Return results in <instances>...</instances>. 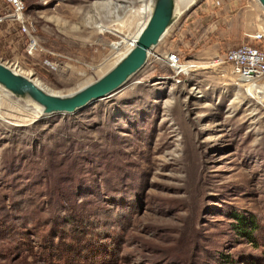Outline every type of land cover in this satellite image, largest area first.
<instances>
[{
	"label": "rangeland",
	"instance_id": "rangeland-1",
	"mask_svg": "<svg viewBox=\"0 0 264 264\" xmlns=\"http://www.w3.org/2000/svg\"><path fill=\"white\" fill-rule=\"evenodd\" d=\"M143 1L25 0L41 48L0 61L71 95L118 63L113 44L137 31ZM177 11L145 67L77 114L36 117L0 90V264H264V107L213 61L243 44L264 52L251 38L264 10ZM172 52L196 67L174 77Z\"/></svg>",
	"mask_w": 264,
	"mask_h": 264
},
{
	"label": "water",
	"instance_id": "water-1",
	"mask_svg": "<svg viewBox=\"0 0 264 264\" xmlns=\"http://www.w3.org/2000/svg\"><path fill=\"white\" fill-rule=\"evenodd\" d=\"M152 11L131 49L108 73L77 92L61 96L46 92L33 79L0 61V86L17 98L30 99L46 115L77 114L122 90L148 63L153 49L177 20L175 0H152ZM264 10V0H257Z\"/></svg>",
	"mask_w": 264,
	"mask_h": 264
},
{
	"label": "built area",
	"instance_id": "built-area-1",
	"mask_svg": "<svg viewBox=\"0 0 264 264\" xmlns=\"http://www.w3.org/2000/svg\"><path fill=\"white\" fill-rule=\"evenodd\" d=\"M8 18L17 23L24 37L23 49L26 56L33 57L39 52L41 46L37 39L36 26L27 17L25 0H0V25L4 24ZM263 37L264 33L261 32L251 35L255 41H260ZM163 60L166 66L175 71L174 77L182 73L175 70L181 66L177 52L164 54ZM213 61L216 65L228 66L230 75L234 77V80L236 79L237 84L256 86L264 78V52L254 46L248 44L237 46L216 56Z\"/></svg>",
	"mask_w": 264,
	"mask_h": 264
},
{
	"label": "bare ground",
	"instance_id": "bare-ground-1",
	"mask_svg": "<svg viewBox=\"0 0 264 264\" xmlns=\"http://www.w3.org/2000/svg\"><path fill=\"white\" fill-rule=\"evenodd\" d=\"M179 1L182 3V5H185L187 3L188 6H192L195 3L196 0H175V4H176L175 13H176V17L177 18L181 15V13H179L177 11V4H178ZM152 4H153L152 0H145V1L142 2L141 7L139 9L134 10L132 12V15H136L137 17L143 18L144 20H143V22H141V25L139 27H137L138 29H137V31L135 33L127 34V35L125 34L126 36L122 38V41H119V42H116V43L113 44V50L115 51V53H118V57H119L118 60L119 59L121 60L131 49H133L136 46L138 35L140 34L142 29L144 28V26H145V24H146V22H147V20L149 18V15H150V13L152 11ZM98 28L102 32H105L107 29H109V27H106V26H103V25L99 26ZM262 32L264 33V30ZM157 59H161V58L157 57ZM194 67H196V66L193 65V64L192 65H184V66L181 64V66L178 67V68H175V70L176 71L179 70L182 73L183 72L184 73H188ZM15 71L18 72L17 70H15ZM36 83L41 88H43L46 92L51 93L49 90H47L41 84H39L38 82H36ZM245 86H247L246 95L251 97V98H253L255 100V102L257 103V106L264 107V84H261V82L259 81L256 86H254V85H245ZM0 90L4 93L3 96H5V97L10 96V93H8L1 86H0ZM51 94H53V93H51ZM256 103H252V105H251V107H253L254 111L258 110L257 106H256ZM22 109L25 112H28L30 114L35 115L36 117H39L41 115H45L43 113V109L39 105H37L36 103H32V104L28 103V104L24 105V107ZM67 115H69V114H67Z\"/></svg>",
	"mask_w": 264,
	"mask_h": 264
},
{
	"label": "crops",
	"instance_id": "crops-1",
	"mask_svg": "<svg viewBox=\"0 0 264 264\" xmlns=\"http://www.w3.org/2000/svg\"><path fill=\"white\" fill-rule=\"evenodd\" d=\"M187 6V3L184 5ZM24 37L19 31L17 23L12 19H7L0 25V56L15 54L21 55L23 49Z\"/></svg>",
	"mask_w": 264,
	"mask_h": 264
},
{
	"label": "trees",
	"instance_id": "trees-1",
	"mask_svg": "<svg viewBox=\"0 0 264 264\" xmlns=\"http://www.w3.org/2000/svg\"><path fill=\"white\" fill-rule=\"evenodd\" d=\"M257 48V47H256ZM260 50V49H259ZM237 219H238V221H239V225H241V227H242V225H247V224H249V223H245L243 220H242V218H239V216H235ZM251 222H253L252 220H250V223ZM248 226H246V228H247ZM242 231L240 232L239 231V233L240 234H245L248 238H250L249 236H250V234L251 233H249L248 231H245V228L243 229H241ZM246 232V233H245ZM252 232V231H251ZM67 251V252H66ZM66 251H62L64 254H66V253H68V251H72L71 250V248L69 249V250H66ZM64 254H62L63 256H65ZM75 262H76V258H74V259H72L71 257H68L67 259H66V264H75Z\"/></svg>",
	"mask_w": 264,
	"mask_h": 264
}]
</instances>
